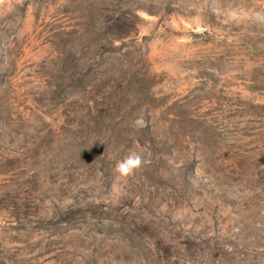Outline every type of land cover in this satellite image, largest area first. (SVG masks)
Returning <instances> with one entry per match:
<instances>
[{
	"label": "rangeland",
	"instance_id": "1",
	"mask_svg": "<svg viewBox=\"0 0 264 264\" xmlns=\"http://www.w3.org/2000/svg\"><path fill=\"white\" fill-rule=\"evenodd\" d=\"M256 13L0 0V264H264ZM130 151L145 163L117 182Z\"/></svg>",
	"mask_w": 264,
	"mask_h": 264
},
{
	"label": "clouds",
	"instance_id": "2",
	"mask_svg": "<svg viewBox=\"0 0 264 264\" xmlns=\"http://www.w3.org/2000/svg\"><path fill=\"white\" fill-rule=\"evenodd\" d=\"M232 15L235 16L236 13H232ZM255 19H257L260 22H264V14L256 13ZM147 126L148 125L146 120L144 119L143 114L135 118L131 124V127H133L135 130H140ZM144 163L145 161L141 154L135 151H130L128 155H126L123 159L116 161L114 168L112 170L115 180L117 182L120 181L126 182L127 178L133 176L135 172L143 166Z\"/></svg>",
	"mask_w": 264,
	"mask_h": 264
}]
</instances>
